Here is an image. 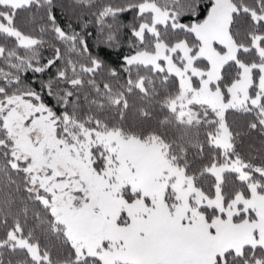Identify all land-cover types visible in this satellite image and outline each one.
I'll return each mask as SVG.
<instances>
[{
    "label": "snow or ice",
    "instance_id": "snow-or-ice-1",
    "mask_svg": "<svg viewBox=\"0 0 264 264\" xmlns=\"http://www.w3.org/2000/svg\"><path fill=\"white\" fill-rule=\"evenodd\" d=\"M54 7L0 0V264H264V161L237 150L226 116L264 134V0L107 4L101 25L134 13L118 68ZM49 31L68 54L42 63Z\"/></svg>",
    "mask_w": 264,
    "mask_h": 264
},
{
    "label": "trees",
    "instance_id": "trees-1",
    "mask_svg": "<svg viewBox=\"0 0 264 264\" xmlns=\"http://www.w3.org/2000/svg\"><path fill=\"white\" fill-rule=\"evenodd\" d=\"M126 0H91V2H82V0H54V11L57 16V22L69 33L76 32L87 42L88 52L92 56H99L105 60V62L111 67H119L122 63V56L129 53L128 37L130 35L129 30L124 25H128L132 22L134 13L125 12L119 14L115 19L108 17L105 18L103 25L98 21V10L107 4L119 5L125 3ZM35 11V10H33ZM32 12H23L20 14V20L28 28L38 27L37 24L29 23ZM42 15L41 13H36ZM190 17L182 18L183 23H188ZM108 25H113L114 28H119V37L121 44L119 47H110L105 43L106 37L112 29L108 28ZM44 39L46 44L40 48V58L42 63H46L47 59L54 55L55 48H59L62 54H68L66 45L63 41L56 39L55 34L49 31ZM0 42H3L0 39ZM87 53L84 55H78L71 53L73 60H79L86 62ZM63 61H58L57 65L49 69L45 73L34 74L27 72L23 74L25 82L32 83V86L39 89L40 82L46 81L56 72V68L60 67ZM0 67H5L4 62L0 60ZM2 83V81H0ZM45 100L49 105L57 107L55 99L53 97L45 96ZM230 124H233L236 131L241 133L237 140V150L242 154L247 152L252 154V158H258V160L264 161V134H261L258 130H249L247 122L252 119L251 116L246 114H239L229 112L226 114ZM127 119L130 123L136 122L135 112H129ZM42 245L49 246L54 254L62 255L65 251L64 247L60 244L55 237L40 235L39 236Z\"/></svg>",
    "mask_w": 264,
    "mask_h": 264
},
{
    "label": "rangeland",
    "instance_id": "rangeland-1",
    "mask_svg": "<svg viewBox=\"0 0 264 264\" xmlns=\"http://www.w3.org/2000/svg\"><path fill=\"white\" fill-rule=\"evenodd\" d=\"M242 155H244L245 157H247L248 159H250V160H251L253 163H255V164H259V163H261V160H258L257 157H256L255 159L252 158L253 156H252V154H250V153L243 152Z\"/></svg>",
    "mask_w": 264,
    "mask_h": 264
}]
</instances>
